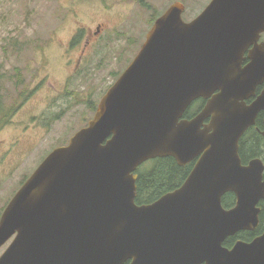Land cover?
Returning a JSON list of instances; mask_svg holds the SVG:
<instances>
[{
    "label": "water",
    "instance_id": "obj_1",
    "mask_svg": "<svg viewBox=\"0 0 264 264\" xmlns=\"http://www.w3.org/2000/svg\"><path fill=\"white\" fill-rule=\"evenodd\" d=\"M185 8L177 1L156 19L88 125L11 199L0 264H264V232L224 245L260 225L264 164L243 165L239 141L264 109V93L244 102L253 86L241 66L253 44L255 66L264 62V0H211L190 22ZM159 157L196 162L180 187L138 204L136 171ZM229 192L233 208L222 202Z\"/></svg>",
    "mask_w": 264,
    "mask_h": 264
},
{
    "label": "rangeland",
    "instance_id": "obj_2",
    "mask_svg": "<svg viewBox=\"0 0 264 264\" xmlns=\"http://www.w3.org/2000/svg\"><path fill=\"white\" fill-rule=\"evenodd\" d=\"M144 1L151 8L139 0H0V120L2 111L12 117L0 128V218L46 156L88 125L152 23L177 1L186 20L211 2Z\"/></svg>",
    "mask_w": 264,
    "mask_h": 264
},
{
    "label": "trees",
    "instance_id": "obj_3",
    "mask_svg": "<svg viewBox=\"0 0 264 264\" xmlns=\"http://www.w3.org/2000/svg\"><path fill=\"white\" fill-rule=\"evenodd\" d=\"M140 4L151 8V5L147 4L144 0H139ZM156 18V16H154ZM75 42V41H74ZM28 92V91H26ZM23 92V96L26 94ZM204 105V101L197 99L185 112V118H191L195 116L201 107ZM95 109V107H93ZM0 120V128L11 122V114L4 113ZM194 163L181 166L173 157H159L151 159L138 167L136 173L138 174L137 180V197L136 202L138 204H149L159 199L163 194L175 190L180 187L190 171L193 168ZM233 202V194L231 192L223 196V205L229 208ZM264 232V213L260 226L255 231H241L234 236H230L224 242L227 247H232L237 239L251 240L255 236ZM128 261L126 264H129Z\"/></svg>",
    "mask_w": 264,
    "mask_h": 264
},
{
    "label": "flooded vegetation",
    "instance_id": "obj_4",
    "mask_svg": "<svg viewBox=\"0 0 264 264\" xmlns=\"http://www.w3.org/2000/svg\"><path fill=\"white\" fill-rule=\"evenodd\" d=\"M184 12H183V19L187 22L192 21L193 19H190V20L185 19ZM154 22L152 23V25L154 24ZM152 25H151V27H152ZM263 43H264V32H262L260 34V37L258 40V45H261ZM257 49H258V47L256 45H254V44L251 45L248 48V50L244 52L243 61L241 64V66L243 68H247V71L249 74V78H248L247 82L249 83L250 87L253 86V89L249 88L247 90V92L245 93V95H247V96L244 99V102L246 103L247 106H252L255 103V101H257L259 99V97L262 96L264 93V62L262 63L261 67L255 66L254 61H253V57H252V56H255V52H257ZM202 100L204 101V105L201 107L199 112L202 110V108L206 105V103L208 101V99H205V98H202ZM195 116H192L191 118H186V119H192ZM210 120H211V118H207L205 120V124H208L210 122ZM239 155L241 157L243 165H246V166L250 165L251 161H253L255 159L262 160V162L264 164V109H260L257 112V114L255 115L253 123H251L247 127L244 134L241 136L240 141H239ZM195 162H196V160H194L190 163L195 164ZM194 164H193V166H194ZM263 179H264V173H263ZM232 194H233V202L229 208H233L234 206H236V203H237L236 195L234 193H232ZM222 202H223V199H222ZM258 207L261 208V211L259 214L260 224H261L262 215L264 213V198H262L260 200V202L258 203ZM243 231H250V230H243ZM257 236H255V237H257ZM12 239L7 241L0 248V250L5 246V248L3 250V252H4L6 250V248L9 246V244L12 242ZM253 239L248 240V242L252 241ZM237 240H243V239H237ZM244 241H247V240H244ZM3 252L1 253V255L3 254Z\"/></svg>",
    "mask_w": 264,
    "mask_h": 264
}]
</instances>
